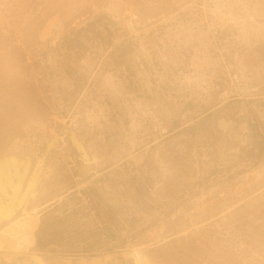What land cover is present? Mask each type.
<instances>
[{
	"label": "rangeland",
	"instance_id": "374dc122",
	"mask_svg": "<svg viewBox=\"0 0 264 264\" xmlns=\"http://www.w3.org/2000/svg\"><path fill=\"white\" fill-rule=\"evenodd\" d=\"M28 214L0 264H264V0H0V229Z\"/></svg>",
	"mask_w": 264,
	"mask_h": 264
},
{
	"label": "bare ground",
	"instance_id": "6f19581e",
	"mask_svg": "<svg viewBox=\"0 0 264 264\" xmlns=\"http://www.w3.org/2000/svg\"><path fill=\"white\" fill-rule=\"evenodd\" d=\"M35 218L28 214L13 220L0 229V251H20L31 247L35 242Z\"/></svg>",
	"mask_w": 264,
	"mask_h": 264
},
{
	"label": "trees",
	"instance_id": "16d2710c",
	"mask_svg": "<svg viewBox=\"0 0 264 264\" xmlns=\"http://www.w3.org/2000/svg\"><path fill=\"white\" fill-rule=\"evenodd\" d=\"M40 229V228H39ZM72 237H74V236H76V234H72L71 235ZM38 246H42L43 245V241L41 240V235L40 234H38Z\"/></svg>",
	"mask_w": 264,
	"mask_h": 264
},
{
	"label": "crops",
	"instance_id": "0c3cea01",
	"mask_svg": "<svg viewBox=\"0 0 264 264\" xmlns=\"http://www.w3.org/2000/svg\"><path fill=\"white\" fill-rule=\"evenodd\" d=\"M4 251H12V250H4ZM4 251H0V252H4ZM15 252V251H14ZM5 259H8V258H5ZM8 261H9V259H8ZM11 264V263H10Z\"/></svg>",
	"mask_w": 264,
	"mask_h": 264
}]
</instances>
